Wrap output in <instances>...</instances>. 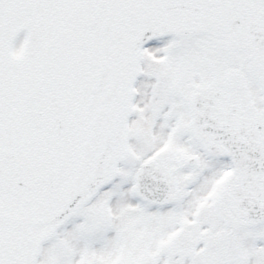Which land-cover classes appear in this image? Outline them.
Listing matches in <instances>:
<instances>
[{
  "label": "snow or ice",
  "instance_id": "6c2138e0",
  "mask_svg": "<svg viewBox=\"0 0 264 264\" xmlns=\"http://www.w3.org/2000/svg\"><path fill=\"white\" fill-rule=\"evenodd\" d=\"M0 264H264V0H0Z\"/></svg>",
  "mask_w": 264,
  "mask_h": 264
}]
</instances>
